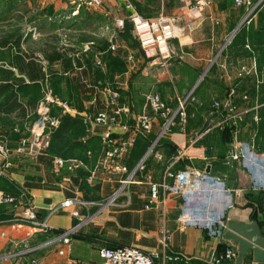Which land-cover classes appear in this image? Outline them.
I'll return each instance as SVG.
<instances>
[{"label": "crops", "instance_id": "obj_1", "mask_svg": "<svg viewBox=\"0 0 264 264\" xmlns=\"http://www.w3.org/2000/svg\"><path fill=\"white\" fill-rule=\"evenodd\" d=\"M62 1L70 7L69 2ZM128 1L136 14L144 19L164 14L187 21L179 0ZM210 1L202 18L192 22V30L185 37L170 43L167 66L150 64L142 56L133 33L126 30V33L121 32L118 36L120 42L126 44L127 52L134 53L137 61L136 71L128 85L121 86L119 104L131 106L126 120L132 124L143 111L144 95L148 91H155L172 107L176 106L178 100L187 98L186 124L183 127L176 125L174 132L158 145L156 152L163 157V161L151 156L147 170L154 181L161 180L168 157L186 149L191 160L184 159L176 163L174 170L180 171L191 166L209 173L204 191L196 203L195 210L198 209V212H195L199 213L210 206L216 213L223 212L226 221L249 224L252 213L256 212L260 217L263 214L261 209L264 211V162L259 160L245 165L241 161H232L230 154L237 147L251 143L256 153L264 155V4L235 31L246 18L248 10L244 6L236 7L233 0ZM119 10L121 15L116 16L114 13ZM93 12L100 20H106L107 17L128 19L131 13L122 0H102V7ZM90 17V13L82 10L77 21L87 23ZM131 37L136 41V49L127 46L126 42ZM104 39L96 51L90 52L94 58L100 56L98 59L104 63V69L97 65V60L90 58L83 62L77 55L74 57L80 61L81 67H74L72 74L62 73L58 62L53 65L57 64L61 74L69 75V79L81 70L90 68V72L101 74L97 80L91 76L87 78L94 79L95 85L111 86L116 78L117 83L124 84L127 61L115 62L117 56L107 51L109 38ZM117 40L113 42L118 45ZM105 56L108 57L107 61ZM39 59L41 65L45 63L42 58ZM42 70L45 72L44 67ZM70 84L72 86L71 80ZM77 93L73 94L80 103L70 102V114L65 116L82 118L93 108L89 99ZM102 131L96 125L91 129L85 127L80 132L70 130L63 139L52 141L50 150L34 157L15 158L13 168L0 175V192L9 189L6 193L17 196L19 200L13 208L0 206V217L5 218L0 219V257H5L0 259V264H23L29 259L15 256L19 247L36 246L50 236V233L45 234L29 226L13 225L10 222L13 211L32 204L37 209L38 217L43 218L49 215L50 208L67 199L78 197L101 204L118 188L123 174L99 168ZM158 131L156 119L149 133L133 130L134 144L122 164L132 168L146 153L148 138ZM77 144L82 145L77 147ZM10 146L13 148L15 143ZM51 157L83 163V167L70 176L77 194L66 183H61L63 177L69 175L64 169L58 174L54 173ZM92 171L96 173L94 185L86 181ZM210 174L222 181L216 182ZM135 178L139 182L130 184L126 194L120 196L111 207L100 210L98 205H94L81 211L80 219L72 218L66 211L50 215L48 225L57 230L68 229L84 220L78 233L71 237L69 245L38 250L33 255L38 264H101L98 250L118 244H128L153 254L157 257L156 264H176L164 263L162 260L160 242L165 236L171 238L168 251L190 258L187 264L193 261L203 263L224 245H234L229 240L207 238L195 223L185 222L191 219L189 214L194 211L186 208L179 197H168L150 209H145L149 202L147 181L141 176ZM224 185L232 191L230 198L222 190ZM230 203L232 207H229ZM59 250L63 251L62 255L58 253ZM241 264L258 263L254 262L251 252H248Z\"/></svg>", "mask_w": 264, "mask_h": 264}, {"label": "built area", "instance_id": "obj_2", "mask_svg": "<svg viewBox=\"0 0 264 264\" xmlns=\"http://www.w3.org/2000/svg\"><path fill=\"white\" fill-rule=\"evenodd\" d=\"M66 1L70 3V7L73 9L72 14L78 13L80 9L95 11L102 7V0ZM122 1L125 3V8L131 11L128 19L116 18L109 25L106 24L103 30L121 33L125 29L126 22H129L142 56L150 64L158 66H167L169 64L170 43L187 35L192 30V22L202 18L204 10L211 2L210 0H179L187 20L183 22L177 17L166 16L164 14H160L155 18L144 19L136 14L128 0ZM233 3L236 7L244 6L248 10V14H250L256 8L259 10L264 4V0H233ZM117 49H119V46L113 43V38H111L107 51L115 52ZM126 61L127 71L123 76L124 84L117 83L116 78V82L114 81L111 86H95L94 94L90 96L89 103L95 107L99 102L101 107H95L92 113L82 116V122L85 127L91 129L92 126L96 125L102 128L103 131L100 134L102 156L99 168L123 174L118 188L110 198L101 204L84 201L78 197L67 199L50 208L49 215L43 218L38 217L37 209L32 204L21 210H15L10 221L13 225L29 226L39 232L50 233L48 239L41 244L36 246L23 245L15 253V256L22 259L38 250L58 245H69L71 237L78 233L81 222L84 219L68 229H60L61 231L57 234H52L59 229H53L48 225L49 216L66 211L72 218L80 219V212L94 205H98L100 210L111 207L120 196L126 194L127 187L136 181V176H141L147 181L149 202L145 206V209H150L157 202L168 197H179L186 208L191 212L194 211L192 214H189L191 219L184 220L185 222L192 221L195 223L194 225L201 228L210 239L218 241L224 239V232L226 230L225 214L223 212H214L210 206H206L204 211L199 213H196L198 209L195 210L196 203L204 191V184L209 179V173L194 169L191 166L185 167L184 170L180 171L173 168L176 163L184 159L191 160L190 156L186 153V149H181L177 152V155L167 161L161 180L154 181L147 170L151 156L158 161H163V157L155 149L158 141L173 133L174 131L172 130L176 125L183 127L186 124L187 98L178 100L176 106L172 107L158 93H147L144 95L142 113L135 117L132 124L127 122L126 116L131 112V106L129 104H119L120 90L121 86L128 85L130 76L136 71L137 60L132 53H128ZM97 65L104 69L102 60H98ZM41 86L43 94L36 108V121L31 128L30 137H21L13 148L7 144V141L0 143V175L6 174L8 170L13 168L15 158L22 156L34 157L38 153L46 151L48 138L57 129L60 118L70 114L71 109L68 102L56 97L52 93L50 85L46 82L41 84ZM154 119L158 121L159 131L147 148L146 153L132 168H128L122 164V161L134 144L132 131L140 130L149 133ZM230 159L232 161H241L243 164L248 165L259 160L264 162V155L256 153L252 144L249 143L248 146L237 147L233 150L230 154ZM50 163L54 173L58 174L63 169L67 172L69 176L63 177L62 182L66 183L71 190L74 189L70 176L81 169L83 163L79 160H66L60 157H51ZM95 176L96 173L92 171L86 178L87 183L94 185ZM212 178L216 182H220L221 180L216 176H212ZM138 182L136 181V183ZM262 187V190H264V186ZM222 190L230 198L232 191L227 189L225 185ZM72 191L77 194V190L74 189ZM18 201L16 196L0 192V206L14 207ZM229 207H232V203L229 204ZM160 243L164 263L187 264L191 261L190 258H187L183 254H171L168 251L171 243L169 236L163 237ZM58 253L62 255L63 251L59 250ZM99 257L102 261L101 264H156L155 260L157 258L151 253L128 244H118L115 247H102L99 250ZM2 258L5 257H0V259ZM237 258V246L231 244L224 245L220 251L214 252L203 264L233 263ZM23 264H37V262L35 259H29Z\"/></svg>", "mask_w": 264, "mask_h": 264}, {"label": "rangeland", "instance_id": "obj_3", "mask_svg": "<svg viewBox=\"0 0 264 264\" xmlns=\"http://www.w3.org/2000/svg\"><path fill=\"white\" fill-rule=\"evenodd\" d=\"M59 1L60 0H0V43L5 39L8 40L6 43L7 47L0 49V60L6 57L8 49L9 51L10 49L13 51L16 41H19L21 50L33 53L38 58H42L41 50L52 47L59 49L60 51H67L71 58H74V55H77L78 57H81L83 62L88 61L90 58H92L93 61H98L100 56L94 58V54L92 55L90 52L96 51L95 49L97 46L99 45L100 47L106 37L109 38V40L113 38V41L118 38L119 49L114 52L117 56L114 59L115 62L124 61L126 55L132 53L127 52V48H125L126 44L120 42L118 36L122 33L107 32L103 30L104 26L112 23L114 18L107 17L104 21L100 20V17L95 15L93 11H86L88 14L90 13L91 16L89 21L87 23H84V21H77L79 14H72L73 9L62 0L63 3ZM79 11L81 12L82 9ZM83 11L85 12V10ZM114 14L116 16L121 15V10ZM132 37L127 40L126 43L127 46L130 45L136 49V41L135 39H132ZM132 54L134 55V53ZM106 57L107 56H105V60L107 61L108 57ZM56 65L57 64L48 66L46 62H42V67H44L45 71L44 76L46 78V81L44 80L43 83L46 82L50 85L49 87L52 90V93L59 99L68 102V104L70 102L76 104L78 100L75 94H73L74 92L72 91L73 88L70 84L69 75L64 76L61 74L60 68ZM126 71L127 68L124 72ZM131 77L132 75L130 78ZM39 86H31L21 90L20 94L25 97L29 95L34 100L39 99L43 94L42 86ZM166 91H168V89ZM150 92L155 91H148L147 93ZM185 93L183 95H185ZM78 103H80V101H78ZM32 126L33 123L29 125L26 123L20 124L15 128L0 126V143H4L5 141H7L8 145L13 142L16 143L14 139H10L15 135L30 137ZM17 136L16 139L19 138ZM51 144L52 141L50 137L48 138L47 150H50L53 145ZM19 249H21V247H19ZM19 249L16 252H18ZM37 252L38 251L25 257L28 259H35L38 264V260L33 258V255ZM19 258L15 259L19 260Z\"/></svg>", "mask_w": 264, "mask_h": 264}, {"label": "trees", "instance_id": "obj_4", "mask_svg": "<svg viewBox=\"0 0 264 264\" xmlns=\"http://www.w3.org/2000/svg\"><path fill=\"white\" fill-rule=\"evenodd\" d=\"M79 13L81 12L79 11L78 14ZM124 30H126L127 32H132L130 23L126 22ZM126 31L124 32L126 33ZM7 41L8 40L5 39L0 43V49H4V47H7ZM105 45L107 44L105 43ZM41 54L43 61H45L48 66L53 65L55 62H58L61 66L62 73L72 74L74 73V67H81L80 61L76 57L71 58L67 51H60L59 49L49 47L47 49L41 50ZM0 63V126L15 128L20 124L26 123L29 125L34 123L36 121V108L42 96L39 97V99L34 100L29 95L25 97L24 95L20 94V91L31 86L37 87L43 84L45 76L42 70V65L40 64V59L36 57L33 53L21 50L19 41H16L13 47V51H11V49L9 51L8 49L6 57L2 58L0 60ZM90 76L94 79L96 78L97 80L101 76V74L99 72H90V68H86L76 73V75H73L70 79L73 88L72 91L75 93L78 92V95H83L85 99H89L90 96L94 94V86H97L95 85L96 81L94 79L87 80V78ZM98 103L95 107H101V104ZM92 107L93 108H90L88 110L87 114L92 113L94 111L95 107ZM175 127L172 131H174ZM84 128L85 126L83 125L81 117L72 118L70 116H62L60 118V122L57 129L53 132L51 136V141L63 139V137L70 130L80 132L83 131ZM16 136L17 135L13 137L15 142H17L21 138V136L19 135L17 136L19 138L16 139ZM167 137L168 136H165L158 141L155 147L156 150L158 145L162 144L165 141V138ZM154 138L155 135H151L148 138L146 150L151 144V142L154 140ZM81 145L82 144H77L76 146L81 147ZM173 154L176 155L177 153ZM173 154L168 157V160L174 157L172 156ZM210 175L215 176L212 174ZM4 190L5 192H9V189ZM245 199L247 198L245 197ZM248 205L249 204H247V206ZM261 212L263 214L260 217L256 215V212L254 214L252 213L251 220L257 224L262 235L264 236V211L261 209ZM0 219L5 218L0 217ZM10 219H12L11 215ZM60 231L61 230L59 229L58 231H55L52 234H57ZM206 237L208 238L207 235ZM107 246L115 247L117 245ZM192 263L203 264L201 262L196 261H193Z\"/></svg>", "mask_w": 264, "mask_h": 264}, {"label": "water", "instance_id": "obj_5", "mask_svg": "<svg viewBox=\"0 0 264 264\" xmlns=\"http://www.w3.org/2000/svg\"><path fill=\"white\" fill-rule=\"evenodd\" d=\"M257 10L258 8L248 14L246 18L237 26L235 31L238 30L243 23L247 22L250 17L257 12ZM229 38L230 36L227 38L224 44L229 40ZM201 79L202 76L199 78V80ZM224 239L232 241L233 244L237 246L238 258L236 259L235 264H241L242 259L248 252H251L254 262L258 264L264 263V236L254 221H251L249 224L232 220L226 221Z\"/></svg>", "mask_w": 264, "mask_h": 264}]
</instances>
